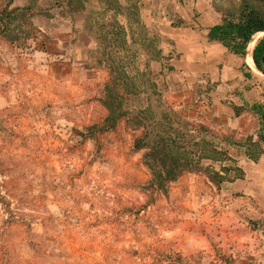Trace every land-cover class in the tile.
Returning a JSON list of instances; mask_svg holds the SVG:
<instances>
[{
  "label": "rangeland",
  "instance_id": "rangeland-1",
  "mask_svg": "<svg viewBox=\"0 0 264 264\" xmlns=\"http://www.w3.org/2000/svg\"><path fill=\"white\" fill-rule=\"evenodd\" d=\"M244 1L0 0V264H264L261 117L229 119L208 91L191 114L173 105L236 162L218 155L166 191L149 188L137 147L143 114L156 131L168 109L164 74L151 68L165 40L145 21L178 26L212 3L237 16ZM78 11L93 40L86 68L54 39ZM115 77L126 81L111 114ZM222 166L232 173L211 180Z\"/></svg>",
  "mask_w": 264,
  "mask_h": 264
},
{
  "label": "crops",
  "instance_id": "crops-1",
  "mask_svg": "<svg viewBox=\"0 0 264 264\" xmlns=\"http://www.w3.org/2000/svg\"><path fill=\"white\" fill-rule=\"evenodd\" d=\"M30 1L13 0L12 5L23 7ZM201 11L203 13L198 12L197 16L189 10L184 11L181 18L185 22L178 26L172 23L164 25L156 15L151 16L153 21L150 23L145 21L165 40L163 57L152 60L151 68L154 73L164 74L162 80L167 102L175 107H184L191 114L208 91L215 104L227 110L229 119H260L252 107L264 105V86L257 79L255 69L246 61L247 54H236L221 42L211 41L209 29L222 22L224 12L215 8L213 3ZM85 15V11L69 12L54 39L65 52L61 56L64 61L86 68L93 40L86 27ZM46 25H40L44 27L43 31H46ZM87 69L99 71L95 67L88 66Z\"/></svg>",
  "mask_w": 264,
  "mask_h": 264
},
{
  "label": "trees",
  "instance_id": "trees-1",
  "mask_svg": "<svg viewBox=\"0 0 264 264\" xmlns=\"http://www.w3.org/2000/svg\"><path fill=\"white\" fill-rule=\"evenodd\" d=\"M256 1L264 3V0ZM263 31L264 7L252 5L245 0L239 14L225 16L221 23L210 27L208 37L211 41L221 42L236 54L246 55L253 36ZM252 55L256 67L264 73V35L258 39ZM114 80L117 82L113 88L106 85L109 97L106 106L109 107L111 114L120 106L121 103L118 101L123 98L116 93L115 88L124 89L126 77H115ZM166 104L168 109L161 110L156 131L146 129L144 114L141 117L143 121L139 122V125H143V139L137 141V147H143L145 150L144 160L151 171L149 188L166 191L171 183L186 172L208 171L209 167H204L205 161L220 160L218 155L223 156L225 160L236 162L226 149L219 146V143L206 137L205 134L213 136L212 131L189 121L186 115L174 109L167 101ZM253 107L261 117L262 127L259 136L260 140L264 141V105ZM232 170L222 166L221 172L213 171L209 176L213 181H225ZM222 172H225V175H222Z\"/></svg>",
  "mask_w": 264,
  "mask_h": 264
},
{
  "label": "bare ground",
  "instance_id": "bare-ground-1",
  "mask_svg": "<svg viewBox=\"0 0 264 264\" xmlns=\"http://www.w3.org/2000/svg\"><path fill=\"white\" fill-rule=\"evenodd\" d=\"M263 33H264V32H259V33H257V34L254 35V37H253V39L251 40V42L249 43V46H248V49H247V58H246V60H247V62L250 63V64H251V65H252V66H253L258 72H260V73L264 76V73L256 67V65H255V63H254V60H253V55H252V53H253V49H254L255 45L257 44V41H258V39H259V36H260V34H263Z\"/></svg>",
  "mask_w": 264,
  "mask_h": 264
},
{
  "label": "water",
  "instance_id": "water-1",
  "mask_svg": "<svg viewBox=\"0 0 264 264\" xmlns=\"http://www.w3.org/2000/svg\"><path fill=\"white\" fill-rule=\"evenodd\" d=\"M264 32V31H263ZM254 37V36H253ZM253 39V38H252Z\"/></svg>",
  "mask_w": 264,
  "mask_h": 264
}]
</instances>
